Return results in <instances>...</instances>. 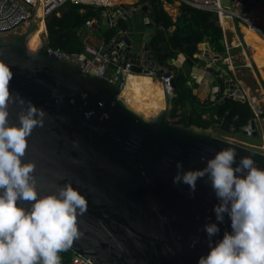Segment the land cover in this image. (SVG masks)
<instances>
[{"label": "water", "instance_id": "1", "mask_svg": "<svg viewBox=\"0 0 264 264\" xmlns=\"http://www.w3.org/2000/svg\"><path fill=\"white\" fill-rule=\"evenodd\" d=\"M123 7L127 31L104 51L120 50L133 73L150 77L158 65L153 2L135 11ZM39 26L34 18L24 37L0 44V60L13 71L10 92L47 113L44 125L29 137L24 159L35 160L42 177L63 174L88 200L87 211L78 217L81 235L68 250L90 264H197L209 250L203 226L215 220L217 200L207 177L197 181L194 192L174 184L177 162L184 170L203 169L206 159L232 147L237 162L252 156L264 167V153L217 138L213 128L178 124L183 110L172 116L173 98L166 90L156 116L138 111L122 98L119 86L92 69L85 72L79 57L51 52L47 34L41 43ZM220 59L216 56L213 69L224 79L223 102L246 103L239 81L216 64ZM168 67L154 81L169 76L171 63ZM9 107L15 120L18 107ZM258 125L259 120L251 122L254 130ZM221 229V236L230 230L227 218ZM193 241H198L194 247Z\"/></svg>", "mask_w": 264, "mask_h": 264}, {"label": "clouds", "instance_id": "2", "mask_svg": "<svg viewBox=\"0 0 264 264\" xmlns=\"http://www.w3.org/2000/svg\"><path fill=\"white\" fill-rule=\"evenodd\" d=\"M11 67L0 60V264H61L81 232L78 217L88 208L79 187L60 173L37 175V162L25 160L33 130L45 123L43 108L10 92ZM10 104L18 112L11 119ZM174 184L194 192L207 177L217 203L215 220L204 226L208 251L197 264H264V167L252 156L237 162V151L227 147L198 170L176 164ZM230 230L221 236V225ZM198 241H193V247Z\"/></svg>", "mask_w": 264, "mask_h": 264}, {"label": "trees", "instance_id": "3", "mask_svg": "<svg viewBox=\"0 0 264 264\" xmlns=\"http://www.w3.org/2000/svg\"><path fill=\"white\" fill-rule=\"evenodd\" d=\"M128 1V0H126ZM137 1V0H136ZM153 2L152 18L157 26V32L152 41L153 50L156 53L157 62L160 66L168 67L172 60H177L180 55L185 57L183 69L179 70L171 66L175 72L173 84L175 98L173 99V114L178 118L177 112L183 110L180 125L187 127L196 126L199 128H213L215 132L221 131L226 134L242 135V128L247 126L255 115L249 102L242 103L236 100L222 102L225 93V83L220 72L211 69L218 77L221 92L217 96L215 105H202L199 103L193 90L190 88L191 75L200 59L199 45L209 41L213 51L217 55L227 56V48L222 44L224 32L219 25L218 17L212 13L198 11L191 7L182 5L180 17L174 22L172 17L165 11V2L173 4V0H146ZM119 0H115V3ZM104 8L93 6L67 4L60 12L46 22L48 43L52 51L60 52L69 56H76L86 53V44L83 38V30L88 21L97 20L100 25L104 21ZM176 27L174 32L170 30ZM127 22L120 21L119 29L126 30ZM104 31V29H101ZM104 32L107 43L116 36L117 30ZM100 34V33H99ZM244 42L251 47L261 38L249 28L242 27ZM241 48L232 49L231 52H240ZM259 74L264 81V42L259 55L252 57ZM220 67L229 72L226 65L219 63ZM218 117L216 120L215 117ZM264 119V113L261 116ZM222 123L221 126H218ZM232 127L235 131L232 132ZM61 264H72L76 257L70 250L61 252Z\"/></svg>", "mask_w": 264, "mask_h": 264}, {"label": "built area", "instance_id": "4", "mask_svg": "<svg viewBox=\"0 0 264 264\" xmlns=\"http://www.w3.org/2000/svg\"><path fill=\"white\" fill-rule=\"evenodd\" d=\"M126 0H36L35 3L30 0H0V35L12 33L24 26L30 24L33 20V12L38 5H43L44 20L47 22L55 15H60L61 10L69 3L74 5L93 6L96 8H104L105 15L110 18L109 25L111 29L117 30L116 36L111 40L110 44H114L117 40L126 33L127 30L119 29V22L126 20L123 14L124 5L128 6L131 11L137 10V4H129ZM180 5L191 7L198 11L209 12L216 15L222 24L225 21H233L239 23L250 30L254 31L261 39L264 40V0H173ZM93 21L86 23L87 28L93 30ZM51 52H54L51 50ZM55 54L67 57L69 56L60 52ZM79 61L83 62L85 66L83 70L89 72L90 69L96 73L109 79L111 83L116 84L122 90L125 89L126 84L131 76H138L132 72V64L125 61V57L120 53V50L112 49L104 51L103 49H96L91 46H86V53L76 55ZM169 72V67H163L159 64L151 71L152 78L158 72ZM175 79V72L172 70L167 77H160V84L163 90H166L175 98L173 89V80ZM246 94V93H245ZM247 96V95H246ZM250 107L255 115V118L250 123L242 128V135L247 139L255 138L258 127L261 125V116L264 113L262 108L255 102L249 100ZM218 120V117H215ZM259 120L257 130L251 126V122ZM219 123L218 126H221ZM235 128L232 127V132ZM72 264H90L80 256L73 259Z\"/></svg>", "mask_w": 264, "mask_h": 264}, {"label": "crops", "instance_id": "5", "mask_svg": "<svg viewBox=\"0 0 264 264\" xmlns=\"http://www.w3.org/2000/svg\"><path fill=\"white\" fill-rule=\"evenodd\" d=\"M131 1V4H146L149 1L146 0H128L125 1L126 3H129ZM175 3V1H174ZM173 4L165 2L164 9L166 11V7H173ZM177 3V2H176ZM182 5L179 6L181 8ZM106 12V10H105ZM167 12V11H166ZM168 13V12H167ZM174 22H177L178 18L180 17V9L177 10L175 14L168 13ZM110 18L107 16V14H104V21L100 23L97 20L93 21V30L90 28H87L85 26L83 33V38L86 46H91L96 49H103L106 46H108L110 43H107L105 33L106 31L110 32V30H114L110 28L109 25ZM153 20V18H152ZM219 20V19H218ZM124 22H127L126 20H123ZM154 22V20H153ZM120 24V22H119ZM128 24V23H127ZM219 25L221 26L223 32H224V40L225 45L227 48V56L223 57L221 55L215 54V52L212 49L211 44L209 41H206L203 44L199 45L200 54L196 57L200 59V62L196 64L192 75H191V85L190 88L193 90L194 95L197 97L198 101L202 105H208L209 103L213 106L215 105V102L217 101V96L221 92V86L219 84L218 77L215 75L214 72L211 71L213 69V65L215 64V58L216 56H219L221 59L217 62L218 66L220 67L219 63H222L223 65H226L228 67V70L231 71V66L233 64V56H232V49L244 47V36L242 35V27L243 25L234 22L233 27H230V25L227 24V22H222V24L219 21ZM157 27V26H156ZM247 28V27H246ZM101 29H104V31H101ZM47 30V29H46ZM127 30V29H126ZM158 30V29H157ZM176 30V27H173L170 32H174ZM107 32V33H108ZM157 32V31H156ZM47 33V31H46ZM100 33V34H99ZM98 35V36H97ZM91 38L93 39L92 45L88 44L86 40ZM245 44V43H244ZM250 48V47H249ZM242 50V49H241ZM185 57L183 55H180L175 62H170L171 66L176 67L177 69L181 70L183 69V65L185 62ZM222 68V67H220ZM223 69V68H222ZM215 71V69H213ZM218 72V71H216ZM232 72V71H231ZM221 73V72H220ZM234 76V75H233ZM138 78V76H135ZM154 80V78H152ZM160 83V82H159ZM245 92V91H244ZM225 96V95H224ZM224 100V97L222 99V102ZM217 117V116H216ZM258 149V147H255Z\"/></svg>", "mask_w": 264, "mask_h": 264}, {"label": "rangeland", "instance_id": "6", "mask_svg": "<svg viewBox=\"0 0 264 264\" xmlns=\"http://www.w3.org/2000/svg\"><path fill=\"white\" fill-rule=\"evenodd\" d=\"M30 1H32L33 3L36 2V0ZM179 6L180 4L175 2L173 7H166V11L170 14H175L177 10L180 9ZM39 8L40 7L38 5L36 10L33 12V19H40L38 17ZM43 21L45 22V20ZM31 25L32 22L27 26H24L23 28H20L12 33L0 35V44H9L20 40L29 32ZM86 42L92 45L93 39L91 38L90 40L87 38ZM244 43V47H240L242 49L240 52H232L233 64L230 65L231 71L235 79H237L241 84L242 89L245 91L249 100H255V102L264 111V81L261 75L259 74L256 65L253 62V51ZM258 131L259 136L253 139H247L240 134H226L221 131L215 132V137L264 153V119H262L261 125L258 127ZM255 147H258V149Z\"/></svg>", "mask_w": 264, "mask_h": 264}, {"label": "bare ground", "instance_id": "7", "mask_svg": "<svg viewBox=\"0 0 264 264\" xmlns=\"http://www.w3.org/2000/svg\"><path fill=\"white\" fill-rule=\"evenodd\" d=\"M32 2V1H31ZM43 2H41L38 9V17L41 19L38 34L42 43V35L46 33V22H44ZM129 3H132L129 1ZM43 21V22H42ZM230 27H233V21H225ZM264 40L256 42L250 48L253 51L252 57L260 54ZM122 98L126 100L129 105H132L138 111H147L156 116L165 105V95L161 84L149 77H135L131 76L123 90Z\"/></svg>", "mask_w": 264, "mask_h": 264}, {"label": "flooded vegetation", "instance_id": "8", "mask_svg": "<svg viewBox=\"0 0 264 264\" xmlns=\"http://www.w3.org/2000/svg\"><path fill=\"white\" fill-rule=\"evenodd\" d=\"M259 134V133H258Z\"/></svg>", "mask_w": 264, "mask_h": 264}]
</instances>
